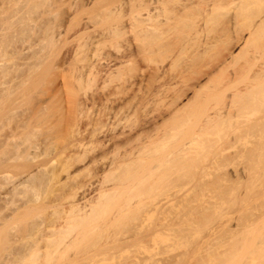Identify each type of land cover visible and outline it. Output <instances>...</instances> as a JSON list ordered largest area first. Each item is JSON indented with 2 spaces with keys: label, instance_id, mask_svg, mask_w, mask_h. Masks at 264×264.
<instances>
[{
  "label": "rangeland",
  "instance_id": "rangeland-1",
  "mask_svg": "<svg viewBox=\"0 0 264 264\" xmlns=\"http://www.w3.org/2000/svg\"><path fill=\"white\" fill-rule=\"evenodd\" d=\"M85 1L84 0L83 1L82 0H77V1L76 0L74 1L73 0H0V35H1L0 45L6 48V49L1 48V50L4 51L6 50V51L5 54L3 55V58H0L1 60H3L0 70L2 69L3 66H4L3 68H8L7 70H10L8 71L9 73H7V77L5 76V78H2L3 81L8 80L9 82V80L11 81L14 80V82L12 81L13 83L9 82L8 84L14 87L13 89V87L11 86V89L16 91V93L11 90L12 93L14 94L10 93L11 96L10 94L8 96L11 98L12 97L14 98L16 97L18 99L21 98L20 99L21 101L19 100V102H22L24 100L23 101L24 103L23 102L19 103L16 101L17 105L19 104L17 107L19 108L21 107L20 109L19 108L17 109V113H18L17 117L24 118L25 116L23 115V113H21L24 111L27 115H31V120H35L32 121L34 123L38 121L39 117H37V114L38 116L41 115H45L44 117L48 116L49 120L43 117V119H46L47 121L46 120L40 121L43 122L44 124L39 123V121L36 123V124H40L43 128L41 129L42 131H40L39 129L40 132H38L39 133L38 136L40 137L41 132H42L41 136L44 134L49 135L53 133L52 136L58 141V136L59 135L61 136V134L64 133V131L61 133L59 131L63 130L65 125H63L64 123L62 124L58 122V120H55V117L59 118L60 114L66 113V115L69 116L68 118L71 119L74 117V115L77 114L79 118H75V117L74 118L75 120L79 119L78 120L79 128L82 129L85 125L90 128V126L87 124L89 118L98 117L95 115L106 114L108 109H104V108L107 107L109 108V111L112 110L111 111L112 113L113 111L115 112V110L117 111L118 109L120 112H123L124 114H126V116H128V119L123 120L125 123L120 122L121 125L119 123L114 124L115 126L114 130L116 129L115 131H118L121 126L126 125L125 126L126 130L129 128L132 134H136L137 136H139L140 134L137 133L141 131L139 127L141 126L140 123L142 121V119L139 118H141L142 115L141 113H143L142 111L143 110L147 111L146 109L150 107L148 104L147 105L145 104L146 105L145 106L144 102H146V98H147L146 96H148V93L150 92L151 88L154 89V87L162 83H168L169 80H170L169 83H172V79H173V84L175 83L174 85L176 87L178 83L176 81L181 82L182 79L181 80L179 79L183 78L182 77L183 75L186 78V80H184L185 82H187V80L188 82L191 80L192 83L194 82V84H197L198 82L201 81L204 82L206 80V77L209 75L208 70H210L209 71L211 72L209 75L210 82L208 81L209 84H207L206 87L200 89L201 93L199 91L198 94L200 93L201 95L196 94L199 98L197 97L196 100V96H195L194 103L193 102L189 103L190 102L189 101L187 102V104L189 105L186 104L188 107L183 106L186 111L180 110L176 114V116H174V118L177 119L175 120L178 121L179 123L180 120L182 122H185V124H183L182 122H181L182 124L180 123L181 125L178 126L177 129L179 128L181 129H179V131L176 130V132L177 131L178 132L176 133L175 137L167 136L169 135V133L170 135H172L171 132L173 130L168 128L171 126L170 123L173 122L174 119H172V117H168L166 119L167 121L165 120L163 121V123H161L162 121L158 119V123L160 122L159 127H161L158 129V131L160 130L163 131L162 129H166L164 130V132L167 133L168 132L167 129L169 130V133L165 135V137L167 136L168 139H166L167 138L166 137L165 141H167L170 144L168 149L165 148L164 150L167 152L169 151L170 153L172 152L171 156L173 157L171 158L169 156L170 155L169 153L168 156L170 158H168V160L165 162V165L167 164L166 166H164L166 167V171H165L166 175L162 187L163 190L162 189L161 190L163 196H165L166 198L175 199V200H171V201H175L174 202L175 205H177L176 202H178L179 206L177 210L180 209L182 213L180 215L176 212V215H178L182 219L183 217L182 214H184L186 219L183 217V220H181L183 222L182 223L180 222L184 226L179 224L178 221L177 225L173 226L174 228L168 227V229L170 230H167L169 233L171 232L170 235H172V233L173 234L176 233L178 237L180 235L179 237L180 239L179 238L175 239L177 237H175L174 235L171 236V238L175 237L173 238V240L169 239L170 236H168L167 231L164 230L163 233L167 235L166 237H168V239L165 236H163L161 242H159L160 241L159 239H156V241L151 240L150 242L151 243L153 242L152 245H154V242L155 243L157 242L158 246L160 244L159 248H161L162 251L161 256L163 259V264H170V263L172 264H264V126L260 127L259 129H256L255 127L251 131L250 129H252L253 127L252 128L249 127L246 130L244 129V127L246 126L245 123L247 121L251 122L252 120L259 118L260 119L262 118L264 120V111H262L264 110V105H263L264 95H261L262 98L260 97L257 103L248 104L244 108L245 112L243 110V114L245 113L244 116L248 120L246 122H245L246 119L242 121L243 128L242 127L236 128L237 127L236 125L234 126L230 125L231 128L229 127V122L230 123L232 122L231 124H235L237 122V120H235L236 118L234 117L231 118L233 121L231 119L230 121H227L228 129H227L226 121L225 122L223 121V124L225 125H223L222 122L220 123L217 122L219 123L218 124L219 126L215 122L213 124L215 126L212 127L211 125L208 129H205L204 131L201 129L199 130L196 123L197 120L199 121V118L200 121L198 122V124L201 122V118L203 119L205 112L203 111V107L204 110H208L207 109L208 107L209 113H211V111H214L211 110L210 108L212 107V105H213L212 109L214 107L219 108L222 102H220V104L218 105V100L224 98L223 96L228 95V93L230 94V92H232L231 90L242 88L246 83H248L251 80V77L253 75L252 73H255L257 69H259V66H261L260 63L264 62V58H263L264 57V32H263L264 23L261 24V27L259 28L260 30L258 29L259 31L251 35L252 37H248L246 43H241L240 41L236 42L237 40L236 38H238L237 37L238 34L246 35L248 33L246 24L242 23L244 21V19H241L243 18V16H240L241 15L240 14L239 15L241 17L240 18L237 15L238 18L236 17L235 20L237 26L235 28L236 30L234 29L232 36L231 35L232 29L229 28L230 25L229 23L227 24L225 23L227 18L225 16H229L234 11L232 10V8H229L230 5H227L228 0H224V3L225 2L226 3L222 5L221 3H223V1L218 0L217 1L218 5L219 6L221 5L220 7H218L220 10L217 8V10H219L220 12L218 11L217 13L216 12L217 10L215 11L218 14L216 15L218 22L216 21V23H214L213 21H215L216 19L213 20L212 23L214 24L213 25L211 23L209 24V29L212 25L210 30L207 28L208 30H205L203 32L204 34L202 33L200 36H197L193 40H190L189 41L190 44H189V42L183 43L185 42L184 41L185 37L183 38L180 37L177 32H175L173 29H170L171 32L169 31V34H166L167 37L166 35H164L165 39L162 40L164 42L165 41L167 42V43L166 42L163 43L165 49L167 46L168 48L169 47L170 48L168 50H163L162 52H159L158 49H155L154 52L156 54L154 52L148 54L147 53L148 47L145 37L143 38L144 36L143 32L140 31L141 29H139V27H137L138 29L134 28L136 27L135 24L134 26H132L131 24V17H129L130 4L132 2L131 0L130 2L129 0H113L112 2L108 0H102L101 2L104 3L98 1V3H95L93 5H91L88 0ZM247 1L252 2V4L250 5H253L254 4L253 1L255 0L253 1L247 0ZM82 5L84 6L82 7ZM249 6L248 8L250 12ZM251 7L255 8V6L254 7L251 6ZM17 8L19 11L20 10L21 11L19 12L18 10L16 11L14 10ZM229 9L231 12L228 11ZM226 10L229 12V14L228 12L227 13L225 12ZM191 12L193 13L194 11ZM224 12L226 15L223 14ZM14 14L17 16H14ZM198 16H202V15L198 14L197 17ZM219 16L221 18H218ZM72 20H74V22ZM84 22L85 24H83ZM7 23H11V25ZM238 23L239 26L241 23L242 25H244L243 27L241 26L243 29L238 26ZM226 25L229 29L226 27ZM43 26L44 27L46 26L45 28L48 29V31L50 30L55 31L56 28L58 27L59 29L57 30H59L61 33L58 35L59 37L57 36V38L55 39L54 44L50 47L51 49L48 48L49 50L47 49L42 52V54L44 53L43 57L39 58L38 60H35L33 58H31L32 60H29L30 58L28 57H30L33 54V52L37 53V51L40 50L38 49L40 48L39 45L41 40L40 38H43L44 34L42 33L45 32V31L41 32L42 30H45ZM23 27L25 29H28V32L24 30L25 33L24 31L22 33L21 31ZM52 27H54V29H52ZM67 28H71L68 29V31L70 30L69 32L67 31ZM34 30L36 31L38 30L37 34L36 31L34 32ZM138 30L139 32H137ZM228 30L231 31L229 32ZM226 32H228V34ZM136 33L138 34L142 33V34L141 35L139 34L140 35L139 36L138 34L136 35ZM175 34H177L178 36ZM226 34L227 37H225ZM229 36L230 37L232 36L231 39ZM215 37H217L218 39ZM27 38H29V40L26 41V43L21 42L22 39H27ZM205 38H208L209 40L212 39L211 45L213 48L211 47V49H207L208 51L207 54L197 56L200 53V50H202V46H203L202 40H204ZM226 38L228 41L226 40ZM228 38L230 39V41ZM216 41H218V43L220 42L219 44L222 46H220L218 43H215ZM78 43H85L86 46L77 49L76 45H78ZM198 43H200V46ZM214 43L216 45L215 46L216 48L213 46ZM182 44L184 45L182 46ZM5 45H8L7 46L8 48ZM188 46H190V48ZM229 46L231 47V49H233V51L235 50L234 54L236 55L233 60L227 58L228 57L227 51H229L228 49ZM223 47L225 48L223 49L224 51L222 50ZM22 48L23 51L21 50ZM214 48L216 50H214ZM194 50L195 52H193ZM167 51L170 52L168 53ZM248 52L253 56H250ZM222 55L223 57L220 58ZM149 56L152 59H148L150 58ZM161 56H163L164 59H167L169 56L170 57L168 58L169 60L168 59L163 60L165 61L163 62L161 61ZM256 56H258V59L256 58ZM25 57L28 58V60L27 59L25 60ZM202 57L203 59H201ZM224 58H226V60ZM222 60L224 61L221 62ZM33 61H35L36 64L35 66L33 64L31 68V64L34 63ZM87 61H93L94 63L93 68L96 69L92 68L91 70L92 73L91 72L89 73V70L86 67ZM98 62L101 63H99L98 67H96ZM106 62L107 64L109 62V65L104 66V63ZM178 62L180 63V65ZM171 63L174 64L171 65ZM223 63L226 64L224 65ZM187 65L191 67L187 70L186 69L184 70V68H187ZM108 66H110L109 67L110 69L108 68ZM156 66L157 68L155 69ZM11 67L13 68V70ZM16 67H19L18 69H20L21 72L26 73V75H29L27 76V78L25 75V79L28 80L24 84H22L23 86L20 85L22 89L20 86L19 87L16 86V83L18 81L20 82V80L18 79L21 78L20 72L17 70L14 71V68ZM79 67H81L80 69L81 72L83 73L82 77L81 75L80 76L78 75L79 77H77L76 74L77 72H75L76 69H78ZM105 67L107 69H105ZM168 67H172V68H168ZM210 67L213 68L210 69ZM202 68H204L205 70L208 69L206 72L207 74L205 73V70ZM26 70L29 72H27ZM100 70L103 72H101ZM195 70H197V72ZM217 71H219L218 73L221 75L220 77ZM228 73H230V75ZM161 74L164 78L161 76ZM15 75L16 77H14ZM30 75L32 76L30 77ZM196 76L197 77L202 76V77L196 78ZM227 76L228 78H226ZM188 77H190V79ZM167 78L168 80H166ZM217 78L219 79V81ZM192 79L196 81H193ZM214 79L217 80V82ZM228 79H230L231 81ZM223 80L225 83H223ZM151 81H154L153 82L154 86L151 83ZM228 81L230 84L231 82H233L232 84L233 86L230 84L228 85V83L226 84V82ZM181 83H182V89H181ZM181 83L179 88H177L178 86L176 87L178 89V91L176 92L181 94V91L183 92L187 90V92H183V93H186V95L190 96L192 94L191 85L188 86L191 88V90L189 91L188 90L189 88L188 89L187 87L185 88L186 84L187 85L189 84L184 83L185 84L184 85L183 80ZM220 84L223 86H221ZM15 86H16V90H15ZM1 87H3V85L2 86L0 85V88ZM222 87H225L226 89ZM216 88L217 90H215ZM172 89H174V87L168 91L169 96L166 93V100L167 99L169 100L170 96L172 95L171 93L174 92V90L172 91ZM220 89L224 94L220 91ZM209 90H211L212 92ZM6 93H8V91ZM214 93L215 94L218 93L221 96L220 95L218 96L217 94L215 97V95L213 96ZM3 94H5V91L3 92ZM205 94L207 97L210 95V98L211 96H213L211 98L212 100L210 101L209 97L208 98L205 97ZM5 95L7 96V94ZM184 96L185 95H183V97L181 98V100L183 101L182 103L186 101L183 100ZM201 97L203 99H201ZM32 100H34L35 102ZM196 101L198 102L196 103ZM209 101L211 103H209ZM162 102L159 103L165 105L167 104L168 101L167 102L162 101ZM27 103L28 105H26ZM5 104L4 107H8V104L7 103ZM260 105H263L261 106L262 108L259 107ZM4 107L2 109H4ZM7 109H9V107L6 108V110ZM24 109H26L27 112ZM4 110H2L3 112L2 114L5 115L6 110L5 111ZM32 110L34 111L32 112ZM8 111L6 112L7 114H9ZM200 111L201 114L203 113V115L197 114ZM35 112L37 114H35ZM31 113L34 115H32ZM153 113L155 114L156 111H154ZM181 114H183V116L185 117H183ZM250 117H252V119ZM183 118L184 120H182ZM60 119L63 121V118ZM128 120L130 121L129 122L130 124L129 123L127 124ZM187 120L189 124L186 123ZM11 121L12 122H10L9 127L13 125V119H11ZM55 122L60 123V126H58V123H56L55 125ZM51 123H53L54 126L48 129L50 125L52 126ZM158 123L157 125H155V129L156 126L158 127ZM192 123L193 124L196 123V124L193 125ZM86 126L84 127L85 129ZM162 126L165 127L163 128ZM220 126H226V127H222L221 130L219 131ZM8 128L6 127L5 129ZM150 128L151 127H148V130ZM44 129L47 131H45ZM19 130L21 129L19 128ZM197 130H199V132ZM152 131L154 130H149L148 133H151ZM57 132H59V134ZM198 133H200L199 137L197 138L194 137ZM151 134L154 136L153 133ZM140 136L141 138L142 136L144 137L143 134H141ZM140 136L138 138L139 141L138 139L137 140L135 139V142H133L134 140L131 142L132 145L138 146L140 140H143L140 138ZM191 136H193L196 139L199 138L200 140L199 139L197 140L199 143L196 142V139L192 138ZM175 138L180 142L186 141L185 143H188L187 140L189 138L190 142H192L191 144L188 145L187 148L188 153L187 154H185L186 152L184 154L181 153L182 159L178 157L180 156V154L177 156V151H176L177 148H172V145L175 144L176 142L180 143L177 140H174ZM172 139L174 140L175 143L171 141ZM44 140L46 141V139ZM61 140L62 139L60 137L58 143L62 144L63 143L62 141H65V140L62 141ZM168 140L171 141L172 144ZM193 142L194 145L196 144V146H194L195 148L192 147ZM131 143L127 146H130ZM189 146L192 147V148L190 147L191 152ZM174 152L176 153L174 154ZM220 153L223 154L220 155ZM173 155L176 156L174 157ZM108 156L109 154L107 155V157ZM184 156L185 158H183ZM107 157H104L100 160V165L101 164L104 165V163H106L105 160H107L106 159ZM231 159L234 160L232 161ZM101 161L104 162L102 163ZM10 185L8 186L9 188ZM151 186L152 188L149 187V190L147 191L148 193L146 192V195L147 194L148 195L146 196L143 193L142 196L143 199L145 198L144 202L145 200L147 202V199L150 200V201L148 200V202H150L149 203L150 206L153 205V202H155L157 199V197L155 198L154 196L153 197L155 198V201L153 202L151 201L154 198L150 199V197L152 196L151 194L154 193V195H156L155 192L157 190L153 192L154 191L153 189H158L160 187L159 186L157 188L158 186L157 184L156 186L155 184H151ZM158 192L159 191H157L156 193ZM163 196L161 195V197ZM177 198L179 199V201L177 200ZM172 205L170 206L167 205L166 208L169 206L167 209L168 210L169 208L172 209L171 207ZM174 210L176 209H173V212H175ZM173 214L174 213H172V215ZM179 217H177L178 220H180ZM185 220L187 221L185 222ZM170 226L172 227V225ZM176 226L177 228L179 226L178 230H180L181 233H179V231L177 230H174L176 229L175 228ZM174 239L177 242L174 241ZM150 245H148L149 248L153 247ZM149 248L148 251L150 250V253L148 252L146 256L150 259V257H153L150 256V254L153 255L152 253L153 252L156 253L158 249L157 247H153L152 249ZM69 253H71V251ZM154 255L157 257V254ZM95 257L93 258V260L92 257L91 258L86 257L84 259H80L79 261H77V263L84 264L86 261L87 262L90 261L88 264H96V263L106 264L105 262L110 264V260H108V258L107 259L105 257L99 258V256L97 257V255ZM102 259H106V260L104 261ZM153 259L151 258L150 260H147L146 264L152 262ZM101 261L103 262L101 263ZM148 261L150 262L148 263ZM171 261H175V262H171ZM114 262L116 263V261Z\"/></svg>",
  "mask_w": 264,
  "mask_h": 264
},
{
  "label": "bare ground",
  "instance_id": "bare-ground-1",
  "mask_svg": "<svg viewBox=\"0 0 264 264\" xmlns=\"http://www.w3.org/2000/svg\"><path fill=\"white\" fill-rule=\"evenodd\" d=\"M88 1L91 5H93L95 3H98V1L101 2L102 0H88ZM108 1L112 2L113 0H108ZM108 1H105V2H108ZM131 1L132 2L130 4V10H129L130 11L129 17H131V24H132V26H134V24H135L136 27H134V28L139 27V29H141L140 31L143 32V34H144L143 38L145 37V39H146V43H147V47H148L147 49L149 51L148 52L146 50L148 54L153 53L155 51V49H158L159 52H162L163 50H168L170 48V47L168 48V46H167L165 49L163 43H165L166 41L165 42L162 41L163 39H165L164 35L169 34V31L171 32L170 29H173L175 32H177L180 37H182V38L185 37V39H184L185 42H183V43H188L190 40H193L197 36H200L205 30L209 29L210 23L212 25L214 23H216V21H217L216 15H218L217 13L220 10L218 7H220L222 4L226 3V2L224 3V0H222L223 3H221V5L219 6L217 3L218 0H131ZM246 1L247 0H228L227 5H230L229 8H232V10L235 13L232 12V14H230L229 16H225V17H227L225 23L226 24L229 23L230 24L229 28L232 29L231 35L237 26L236 21H235L237 15L239 16L241 14L240 16H243V18H241L240 16L239 17L241 19H244V21L242 20L243 21L242 23L246 24V28H247L248 33L246 35H242V34L237 35L238 38H236L237 39L236 42L240 41L241 43H246L248 40V37H252L251 35H253L257 31H259L261 24L264 23V0H255V1L250 0V1L254 2L253 5H250V4H252V2L247 1V3H246ZM129 2H130V0H129ZM101 3H104V2H101ZM26 4H28V3H26ZM83 4H86V3H83ZM83 6L84 5H82V7ZM248 6L250 7V12H249ZM251 6H253V7L255 6V8H252ZM25 7H26V5H25ZM27 7H28V5H27ZM217 8L219 10H217ZM14 10L16 11V10H18V8L14 9ZM80 10H82V9H80ZM191 11H194V12L192 13ZM228 11L231 12L230 9ZM228 11L226 10L225 12L227 13ZM225 12L223 14H225ZM229 12H228V14H229ZM198 14L202 15V16L197 17ZM14 16H17V15L14 14ZM218 18H221V17L219 16ZM213 20H215V21H213ZM72 21L74 22V20H72ZM212 21L214 23H212ZM56 23H58V22H56ZM242 23L240 24V26L238 23V26L243 27L244 25H242ZM7 24L11 25V23H7ZM83 24H85V22ZM212 25H211V27H212ZM74 27H75V25H74ZM211 27H210V29H211ZM226 27H227V25H226ZM23 28L21 31L22 33L24 30L28 32V29H25V28L23 29ZM213 28H214V26H213ZM52 29H54V27H52ZM57 29H59V28L57 27L56 30ZM68 29H71V28H67V31H68ZM84 29H86V28H84ZM219 29H220V27H219ZM56 30L55 31H52V30L48 31V29L45 28V30L41 31V32H43V31H45V32L42 33V34H44L43 38H40L41 39L40 44H39L40 48H38L40 50H38L37 53L33 52V54L30 57H28V58H30L29 60H32L31 58L38 60L39 58L44 56V53L42 54V52L44 50H47L48 48H50L54 44L57 36L61 33L59 30H57V31ZM25 31H24V33H25ZM35 31L36 30H34V32ZM225 31H226V29H225ZM240 31H242V30H240ZM243 31H245V30H243ZM29 32H31V31H29ZM37 32H38V30L36 31V34H37ZM137 32H139V30ZM226 33L228 34V32H226ZM237 33H235V34H237ZM42 34H40V35H42ZM137 34L138 33H136V35ZM227 34L225 37H227ZM175 35H177V34H175ZM22 36H23V34H22ZM166 37H167V35H166ZM231 37H230V39H231ZM209 38H211V37H209ZM215 38H217V37H215ZM230 39H229V41H230ZM28 40H29V38L22 39L21 42L26 43V41H28ZM198 40H199V38H198ZM211 40H209L208 38H205L204 40H202V44H203L202 50H200V53L197 56L207 54V52H208L207 49H211V47H212V45H211L212 41ZM226 40H227V38H226ZM224 41H225V39H224ZM200 43H198L199 46H200ZM215 43H218V41H216ZM215 43L213 45L214 47L216 46ZM189 44H190V42H189ZM183 45L184 44H182V46ZM5 46L7 47L8 45H5ZM84 46H86L85 43H78V45H76L77 49L84 47ZM220 46H222V45H220ZM224 46H226V45H224ZM13 47H14V45H13ZM188 47L190 48V46H188ZM1 48L4 49L5 47H2V46L0 47V58H3V55L5 54L6 50L5 51L1 50ZM215 48H214V50H216ZM223 49H225V48L223 47L222 50ZM228 49H229V51H227V54H228L227 58H230L233 60L235 55H236V54H234L235 50L233 51V49H231L230 46L228 47ZM21 50L23 51V48ZM198 50H199V48H198ZM193 52H195V50ZM148 54H147V56H148ZM248 54H250V53L248 52ZM150 56H152V55H150ZM250 56H253V55L250 54ZM166 57H168V56H166ZM173 57H175V56H173ZM222 57H223V55L220 58H222ZM224 57H226V56H224ZM28 58L25 57V60L26 59L28 60ZM256 58L258 59V56H256ZM148 59H152V58L150 57ZM167 59H164L163 56H161V61L167 60ZM201 59H203V57ZM224 59L226 60V58H224ZM223 61L224 60H222L221 62H223ZM236 61H239V60H236ZM33 62L34 63L31 64V68H32L33 64H34V66L36 64L35 61H33ZM110 62H111V60H110ZM163 62H165V61H163ZM221 62H219V63H221ZM0 63H1L0 64V67H1L3 60L0 59ZM99 63H101V62H98L97 66L96 65L95 66L98 67ZM169 63H168V66H169ZM155 64H156V62H155ZM172 64H174V63H171V65ZM223 64L225 65L226 63H223ZM260 64H261V66H259V69H257V71L255 73H252L253 74L252 77L250 76L251 80L248 83H246L242 88H237V89L233 88L234 90H231L232 92H230V94L228 93V95L223 96L224 98H221V99H219L220 97L218 98L219 99L218 105L220 104V102H222V104L219 108L216 107L217 108L216 109L214 107L212 109L213 105H212V107H210L211 105L209 104L210 105L209 107L211 108V110H214V111L210 110L211 113H209V111H208L209 108L207 107L208 110H204V107H203V111H205L203 119L201 118V122L199 124H198V122L200 121V118H199V121L198 120L196 121L199 130L201 129L204 131L205 129H208L211 125L213 127V126H215V125H213L215 122L216 123L222 122V124H223V121L224 122L226 121L227 129H228V124H227L228 122L227 121H230V119L232 117L236 118L235 120H237V122L235 124H231L232 122L231 123L229 122V127L231 128L232 125L233 126L236 125L237 126V127L235 126L236 128L242 127V121H244V119H246L245 122L248 120L244 116L245 113L243 114L244 108L248 104L257 103L259 98L261 97V95H264V62H262ZM105 65H109V62H108V64H107V62L104 63V66ZM179 65H180V63H179ZM28 66H30V65H28ZM3 67L0 70V85L1 86L3 85V87L0 88V264H71V263L80 264V263H77V261H79L80 259H84L86 257H90V258L92 257V260H93V258L96 255H97V257L99 256V258H101V257L102 258L105 257L106 259L108 258V260H110V264H146V261L150 260L151 258L152 259L154 258V259L152 260V262L148 261V263L150 262L151 264H163V259L161 256L162 251H161V248H159L160 244L158 246L157 242L156 243L154 242V245H152L153 242L151 243L150 241L151 240L156 241V239H159L160 240L159 242H161L162 241L161 239H163L162 237L167 236V235H165V233H163L164 230H166V231L170 230V229H168V227L174 228L173 226L177 225L178 221H179V224H181L183 222L181 220H183V217L185 218L184 214H182L183 217L181 216L182 219L178 215H176V212L180 215L182 213V211L180 209L179 210L181 212L179 210H177L178 206H179L178 202H176L177 205H175L174 204L175 201H171V200H175V199H173V198L168 199L165 196H163V193H162V190H163L162 187H163V183H164L165 175H166V172H165L166 167H164V166L167 165V164L165 165V162L168 160V158H170V157L173 158L171 156L172 152L170 153L169 151L167 152L164 150L165 148L168 149L169 144H170L167 141H165V138L167 136L175 137L176 133L179 131V129H181V128L177 129L178 126H180L182 123L185 124V122H182L181 120H180V123L181 122L182 123L180 124L178 121H176L177 119L174 118V116H176V114L180 110L186 111L183 106L189 105V104H187V102H189V101H190L189 103H192V102L194 103L195 96H196V100H197L198 96L196 94H198L199 91L201 93L200 89L206 87L207 84H209L208 81L210 80L209 79L210 78L209 75L211 73V72H209L210 70H208V69L205 70L204 68H202L205 70V73L208 70L209 75L207 77L205 76L206 80L204 82L201 81V82H198L197 84H194V82L192 83L191 80L189 82H188V80H187V82H185L184 80H186V78L184 77L183 74H182L183 76L181 75L183 78H180L179 80L182 79L183 84L184 83L189 84V85L186 84L185 88L186 87H187V89L189 88L188 89L189 91L192 88V94L190 96L186 95V93H183V92H187V90L183 91V92L181 91V94L176 92V91H178L177 88H179L182 80H181V82L176 81V82H178L177 83L178 87L176 86L177 88L174 85L175 83L173 84V79H172V83H169V81H170L169 80L168 83H162V84L154 87V89L151 88L150 92L148 93V96H146L147 97L146 102H144V105L148 104L150 107L148 106L149 108L146 109L147 111L143 110L142 111L143 113H141L142 114L141 118H139V119H142L141 123L139 122L141 125L139 127L141 131L139 130L140 132L137 134H140V135L143 134L144 137L142 136V138H141V136L139 135L140 138L143 140H140L139 144L137 143L138 146L137 145L134 146V145H132L131 142L133 140H134L133 142H135V139L137 140L139 138V136H137L136 134H132L131 130L129 128L127 129L128 130L127 131L125 129L126 125L121 126L118 131H115L116 129L114 130V128H115L114 124L119 123L121 125L120 122H124L123 120L128 119V116H126V114H124L123 112H120L118 109H117V111L115 110V112L113 111V113H112L111 112L112 110L110 109L111 111H109V108H107V107L104 108V109H108L106 114L95 115L98 117L89 118V121L87 122V124L90 126V128L85 125L86 129L84 128L85 126L83 127L84 129L79 128V126H78V120L79 119L75 120V118H79L77 114H76L77 116L74 115L75 118L73 117L71 119L68 118L69 116H67L66 113L60 114V117L59 118L55 117V120H58V122H60L62 124L64 123L63 125H65V127L64 128L61 127V128H63V130L59 131L60 133L64 131V133L61 134V136L56 135V136H58V141H57V139H55L52 136L53 133L49 134V135L44 134V135H42L43 136L42 137L41 136L42 132H41L40 137H42V138H40L38 136L39 135L38 132L42 131L41 129H43V128L40 124H36V123L39 121V123L44 124L43 122H40V121H43L46 119L49 120L48 116H46V117H44L45 115L38 116V114L35 112V114H37V117H39V118H38V121H36L34 123L32 121H35V120H31V115H27L24 111L21 112L25 116L24 118L23 117H19V118L17 117L18 116L17 109L19 108V107H17L19 105V104L17 105V102H19V100L21 98L19 97L20 99H18L15 97L17 99L16 100L14 97L11 98L8 96L10 93H12V91H14L13 90L14 87L8 83L9 82L13 83L14 80H12L13 82L11 80H9V82H8V80L7 81L2 80V78H5V76L7 77V73H9L8 71H10V70H7L8 68H3ZM5 67H6V65H5ZM86 67L88 68L89 73L90 72L92 73L91 70L94 67L93 61H87ZM109 67L110 66H108V68ZM190 67L187 65V68H184V70L185 69L187 70ZM18 68L19 67L14 68V71L17 70L20 72L21 78L18 79V80H20V82L19 81H18L19 83L17 82L18 85L16 83V86L19 87L20 85L24 84L28 79L27 80L25 79L26 73L21 72L20 69H18ZM80 68L81 67H79L75 71V72H77L76 73L77 77H79L80 75H81V77L83 76L82 75L83 73L81 72ZM156 68H157V66L155 67V69ZM168 68H172V67H168ZM168 68H166V69H168ZM212 68L210 67V69H212ZM93 69H96V68H93ZM105 69H107V68L105 67ZM109 69H108V71H109ZM12 70H13V68H12ZM151 70H152V68H151ZM254 70H256V69H254ZM159 71H160V69H159ZM195 71L197 72V70H195ZM27 72H29V71H27ZM101 72H103V71H101ZM101 72H100V74H101ZM105 72H107V71H105ZM218 72L219 71H217V73ZM220 72H222V71H220ZM160 73H162V72H160ZM165 73H167V72H165ZM233 73H234V71H233ZM213 74H214V72H213ZM228 74L230 75V73H228ZM237 74H238V72H237ZM234 75H235V73H234ZM27 76H29V75H26V78H27ZM31 76L32 75H30V77ZM95 76H96V74H95ZM161 76H162V74H161ZM192 76H193V74H192ZM220 76L221 75L219 74V77ZM14 77H16V75ZM172 77H173V75H172ZM198 77L196 76V78H198ZM201 77H199V78H201ZM234 77H233V79H234ZM188 78L190 79V77H188ZM192 78H194V77H192ZM226 78H228V76ZM13 79H15V78H13ZM233 79H232V81H233ZM166 80H168V78ZM225 80H227V79H225ZM228 80H230V79H228ZM193 81H196V80H193ZM215 81L217 82V80H215ZM218 81H219V79H218ZM153 82L154 81H151L152 84H153ZM191 83L194 85H192ZM223 83H225L224 80H223ZM227 83H228V85L230 84L229 81L226 82V84ZM28 84H29V82H28ZM232 84H233V82H231L230 85H232ZM190 85H191V88L188 87ZM11 86L13 87V89H11ZM16 86H15V90H16ZM153 86H154V84H153ZM221 86H223V85H221ZM173 87H174V89H172V91L174 90V92L171 93L172 95L170 96L169 100L168 99L166 100V93L168 95V91ZM183 88H184V86H183ZM185 88H184V90H185ZM217 88L215 90H217ZM222 88H225V87H222ZM21 89H22V87H21ZM181 89H182V83H181ZM209 89H210V87H209ZM221 89H220V91H221ZM17 90H20V89H17ZM4 91H5V94H7V96L5 94H3ZM7 91H8V93H6ZM209 91H211V90H209ZM14 92L16 93V91H14ZM207 92H208V90H207ZM215 93L213 94V96L215 95V97H216V95L218 93L217 94H215ZM12 94H14V93H12ZM183 95H185L183 100H186L184 103H182L183 101L181 100ZM219 95L220 94H218V96ZM10 96H11V94H10ZM213 96H211V98ZM143 97H144V95H143ZM205 97H207L206 94H205ZM208 97L210 98V95ZM211 98H210V101L212 100ZM201 99H203V98L201 97ZM201 99H199V100H201ZM22 100H23V98H22ZM36 100H38V99H36ZM86 100H87V98H86ZM32 101H34V100H32ZM156 101H158V102H156ZM162 101H166V102L168 101V102H167V104L162 105L159 103ZM210 101H209V103H211ZM22 102H19V103H22ZM197 102L198 101H196V103ZM263 102H264V99H263ZM5 103H7L8 107H9V109H7V110H6V108H8V107H4L6 105ZM157 103L160 105H158ZM26 105H28V103ZM263 105H264V103H263ZM263 105H260L259 107L262 108L261 106H263ZM205 106H207V105H205ZM3 107L6 111L4 109H2ZM22 108H24V107H22ZM205 109H206V107H205ZM2 110L5 111V115L2 114L3 113ZM24 110H26V109H24ZM55 110H56V108H55ZM199 110H201V109H199ZM249 110H250V108H249ZM7 111L9 112V114L6 113ZM33 111L34 110H32V112ZM154 111H156L155 114L153 113ZM262 111H264V110H262ZM26 112H27V110H26ZM244 112H245V110H244ZM152 113H153V115H152ZM197 114L200 115L201 111ZM32 115H34V114H32ZM181 115L183 116V114H181ZM201 115H203V113ZM198 116H196V117H198ZM254 116H257V115H254ZM35 117H36V115H35ZM43 117L46 119H43ZM168 117H172V119H174L173 122H171V123L169 122L171 124V126L168 128V129L173 130L172 132H174V133H172L170 131L172 135H170L168 129H167V131H168L167 133L164 132V130H166V129H162L163 131L160 130L161 132L158 131V129L161 128V127H159L160 122L158 123V119H160L162 121L161 123H163V121H165ZM183 117H185V116H183ZM252 117H253V115H252ZM252 117H250V118L252 119ZM60 118H63V121ZM11 119H13V125L11 127H9L10 122H12ZM259 119H254L251 122L247 121L245 123L246 126L244 127V129L246 130L249 127L250 128L253 127L252 129H250V131H251L255 127H256V129L263 127L264 126V120L261 118L259 121ZM182 120H184V118ZM67 121H68V124H67ZM58 122H55V125ZM129 122L130 121L128 120L127 124ZM53 123H54V121H53ZM53 123H51L52 126L49 124L50 127L48 126L49 127L48 129H50L51 127L54 126ZM60 123H58V126H60ZM157 123H158V127L156 126V129H155V125H157ZM186 123H188V120ZM196 123H194V124H196ZM219 123H217V125ZM188 124H186V125H188ZM167 125H169V124H167ZM223 125H225V124H223ZM6 127L7 128L9 127V128L5 129ZM148 127H151L149 130H154L151 132L154 134V136L151 133H148L149 132ZM162 127L164 128L165 126H162ZM222 127H226V126H220L219 131L221 130ZM19 128L21 130H19ZM61 128H59V129H61ZM135 128H137V127H135ZM39 129H40V131H39ZM194 129H195V126H194ZM224 129H226V128H224ZM224 129H223V131H224ZM129 130H130V132H129ZM176 130H178V131L176 132ZM199 130H197V131L199 132ZM45 131H47V130H45ZM59 132H57V133L59 134ZM154 132H156V133H154ZM168 133H169V135H167L165 137V135ZM202 133H204V132H202ZM199 135H200V133H198L195 136L193 135V136L197 138V137H199ZM193 136H191V137L194 138ZM60 137L62 140H65V141L61 140L63 142L62 144L58 143ZM176 138L174 140H177ZM189 138H188V140H189ZM196 138H194V139H196ZM44 139H46V141ZM166 139H168V137ZM198 139H196V142H198L197 141ZM174 140L172 139L171 141L174 142ZM188 140H187L188 143H185L186 141L180 142L177 140L180 143L174 142L175 144L172 145V148H177L176 149L177 156L180 154V156H178V157H180V159H182L181 153H183V154L185 152H186L185 154L188 153V149H187L188 145L192 143V142H190V140L189 141ZM138 141H139V139H138ZM171 141H169V142H171ZM172 142H171V144H172ZM130 143H131V145L127 146ZM191 146H189V148ZM194 146H196V144L194 145V142H193L192 147L195 148ZM191 148H190V152H191ZM169 153H170V155H169ZM175 153L176 152H174V154ZM108 154H109V156L107 157ZM221 154H223V153H220V155ZM185 156L183 158H185ZM104 157H107L106 158L107 160H105L106 163H104V165L103 164L100 165V160ZM220 157H222V156H220ZM227 157H230V156H227ZM175 160H176V158H175ZM168 165H169V163H168ZM151 184H155V186L157 184L158 185L157 188L159 186L160 187L158 188L159 190L153 189L154 190L153 192H155V190H157L159 192L156 193L157 192L156 191L155 192L156 195H154V193L151 194L152 196L150 197V199H152L154 197L155 198L157 197V199H156V201H155V198L153 200H151L152 202L153 201H155V202H153V205L150 206L149 205L150 202H148L149 199H147V202H146V200L144 202L145 198L143 199L142 196H143V193H144V195H146V192L149 190V187L152 188ZM9 185H10V188L8 187ZM157 194H159V195H157ZM161 195L163 197H161ZM177 200L179 201L178 198H177ZM143 202H144V204H143ZM152 202H151V204H152ZM167 205H169V206L172 205L171 206L172 209L169 208V210H168L167 208L169 206L166 208ZM173 209H176V210H174L175 212H173ZM172 213H174L175 215L174 214L172 215ZM177 217H179L180 220H178ZM187 220H185V222ZM170 225H172V227ZM181 225L184 226L183 224H181ZM175 228L176 229H174V230H177V231H179V233H181V231L178 230L179 226H178V228H177V226ZM182 229H183V227H182ZM167 233H168V236H170L169 239H172V240L175 237H177L175 239H178L180 237V235L178 237L176 233H174V234L172 233V235H174L175 237L171 238V236H172V235H170L171 232L169 233L167 231ZM211 235H212V233H211ZM211 235H210V237H211ZM165 237H164V239H165ZM166 238L168 239V237H166ZM175 239H174V241H176ZM148 245L153 246V247H157V249H158L157 251L155 250L156 253L155 252L152 253L153 255L150 254V256H153V257H150V259L146 256L148 254V252L150 253V250L148 251V248H149ZM153 247H150V248L152 249ZM70 251H71V253H69ZM154 254H157V257ZM174 256H176V255H174ZM106 259H102V260L105 261ZM96 261H98V260H96ZM114 261H116V263ZM89 262L90 261H88L86 264H88ZM102 262L103 261H101V263ZM171 262H175V261H171ZM105 263L109 264L107 262H105ZM170 264H172V263H170Z\"/></svg>",
  "mask_w": 264,
  "mask_h": 264
}]
</instances>
